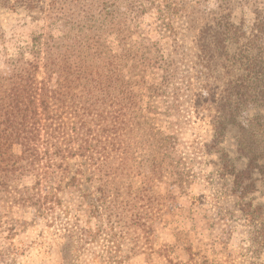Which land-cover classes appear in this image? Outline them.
<instances>
[{"label":"rangeland","instance_id":"rangeland-1","mask_svg":"<svg viewBox=\"0 0 264 264\" xmlns=\"http://www.w3.org/2000/svg\"><path fill=\"white\" fill-rule=\"evenodd\" d=\"M56 1L59 4L53 8V0H41L40 9L32 13L0 7V70L6 60H31L33 36L43 44L42 58H61L78 41L85 40V47L92 40L101 41L106 55L121 62L127 90L136 96L138 120L159 135L150 142L137 138L131 153L142 168L134 180L136 188L149 174L150 156L161 161L155 188L161 202L141 221L145 229L132 219L94 218L88 208L99 204L102 190L86 182L79 190L60 194L72 212L80 210L83 218L78 223L49 221L36 217L33 208L14 207L11 200L0 202V264H264L262 235L255 240L256 231H264V0ZM226 17L248 38L258 36L263 52L252 59L251 96L240 102L228 91V83L242 75L236 50L229 48L219 56L223 67L234 64L231 76L223 77L219 68L218 80L210 81L217 84L220 105L234 106L236 119L228 122L225 136L215 146L213 116L219 110L212 102L195 103L207 81L198 43L205 35L211 43L221 31L217 24ZM237 103L241 105L236 107ZM241 128L251 133L248 156L239 151ZM163 138L171 140L161 147ZM224 153L236 172L250 164L249 157L253 159L252 193L246 202L231 192L233 177L219 176ZM33 182L26 177L12 190L27 194ZM104 191L111 196L109 201L118 194L127 197L128 192ZM84 194L92 195V203ZM241 203L251 205L255 223L240 212ZM11 228L15 236L8 240ZM84 232L90 235L85 237Z\"/></svg>","mask_w":264,"mask_h":264},{"label":"trees","instance_id":"trees-1","mask_svg":"<svg viewBox=\"0 0 264 264\" xmlns=\"http://www.w3.org/2000/svg\"><path fill=\"white\" fill-rule=\"evenodd\" d=\"M40 1L0 0V7L11 11L25 8L32 13L40 9ZM52 4L55 8L59 3L53 0ZM89 19L85 16L86 21ZM217 25L221 31L214 35L211 43H207V35L198 43L200 67L207 81L195 95V103L212 102L219 110L213 116L215 146L225 136L228 122L235 123L236 119L234 106L220 105L217 84L210 81L212 77L218 80L215 74L219 68L223 77L231 76L230 68L234 64L229 69L223 67L219 56L229 53V48L236 50L235 58L242 75L238 81L228 83V91L233 95L232 100L240 102L251 96L252 59L263 52L258 36L248 38L229 18ZM93 42L85 47V40L78 41L69 54L61 58L52 55L42 58L43 44L39 36H33L29 48L31 60L18 57L4 62L0 70V202L11 200L14 207L33 208L36 217L49 221L60 218L64 225L71 219L78 223L83 218L80 210L72 212L63 204L60 194L79 190L86 182L102 190L99 204L88 208L94 218L108 215L132 219L139 228L145 229L141 221L161 202L155 188L161 179L162 164L158 157L150 156L149 174L142 177V186L136 188L134 180L141 175L142 168L133 158L131 147L137 138H140L138 142H150L159 135L150 128L146 130V124L138 120L136 96L127 90L120 73L121 62L106 55L101 41ZM92 48L96 50L91 52ZM240 105L237 103L236 107ZM141 131L143 135L137 136ZM241 134L239 151L248 156L252 149L251 133L243 128ZM167 140L171 139L163 138L160 146H167ZM249 159L250 164L236 172L228 154H221L217 170L222 178L233 177L231 192L245 202L252 193L253 159ZM30 176L34 180L30 192L16 194L12 185ZM106 189H127V197L118 194L109 201L111 196L105 194ZM132 192L133 195L128 196ZM91 197V194L83 196L88 204L93 201ZM239 207L249 223L256 222L249 203H241ZM84 233L85 237L90 235ZM256 233L255 240L260 241L261 235L264 240V231ZM14 236L11 228L7 239Z\"/></svg>","mask_w":264,"mask_h":264}]
</instances>
